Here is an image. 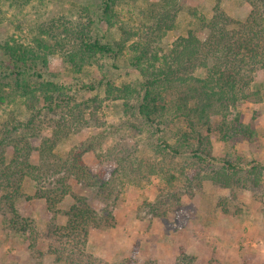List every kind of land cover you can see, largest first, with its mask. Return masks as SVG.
Segmentation results:
<instances>
[{
	"label": "trees",
	"instance_id": "trees-1",
	"mask_svg": "<svg viewBox=\"0 0 264 264\" xmlns=\"http://www.w3.org/2000/svg\"><path fill=\"white\" fill-rule=\"evenodd\" d=\"M81 1L89 4L79 8L76 22L59 17L39 27L32 39L0 41V109L19 104L26 114L23 121L10 114L0 124V212L7 213L12 229L37 239L30 220L15 208L24 180L37 183L33 197L44 201L51 213L70 195L65 224L42 232L47 233V252L56 263L106 264L87 256L84 247L90 230L114 227L111 209L125 183L160 178L154 201L144 204L155 218H165L183 195L192 197L205 182L228 190L263 191L264 159L258 152L250 159L237 151L217 158L212 143L255 146L258 139L235 108L261 99L251 84L257 70L264 73V0H241L250 7L244 21L230 18L215 0L211 16L199 19V28L178 37L167 51L162 40L175 26L180 0ZM127 8L137 9V24H124L120 12ZM114 29L117 39L111 35ZM54 55L65 65L60 74L49 70L48 58ZM89 69L96 70L97 79ZM85 70L89 82L74 83ZM109 70L115 73L109 75ZM117 109L126 128L150 140L158 163L135 157L136 146L100 152L101 135L72 147L47 166L44 176L31 164L33 154L52 156L78 127H103L105 115ZM7 147L12 149L9 159ZM88 152L101 165L111 161L113 166L87 167L83 156ZM68 182L96 188L111 204L97 213L85 197L71 194ZM219 203L228 215L224 202ZM191 263L183 256L175 264Z\"/></svg>",
	"mask_w": 264,
	"mask_h": 264
},
{
	"label": "rangeland",
	"instance_id": "rangeland-1",
	"mask_svg": "<svg viewBox=\"0 0 264 264\" xmlns=\"http://www.w3.org/2000/svg\"><path fill=\"white\" fill-rule=\"evenodd\" d=\"M88 4L81 0H0V41L11 36L22 42L32 39L38 34L39 27L59 17L76 22L79 8ZM215 4V0H180L175 26L162 40L164 51L178 37L186 36L193 27L199 28V19H208ZM219 4L223 12L237 21H244L250 11V7L241 0H220ZM120 17L128 26L139 21L137 9L121 10ZM111 35L117 39L118 30L114 29ZM204 37L205 33L201 38ZM48 63L53 73L60 74L65 69L58 55L49 57ZM88 71L93 74V79L95 74V79L98 78L96 70ZM114 73V70H109V75ZM86 74L85 70L74 83L89 82ZM252 78L251 89L259 91L261 99L255 103L238 104L235 111L242 123L257 132L256 144L240 143L231 147L214 141V157L221 158L226 152L237 151L248 159L258 152L264 159V73L257 70ZM10 114L22 121L26 118L21 105L9 104L0 109V124ZM103 123V127L92 123L78 127L57 145L54 155L41 158L33 154L31 164L38 166L44 176L47 166L64 158L72 147L101 135L100 152L109 150L118 153L124 148L136 146L138 153L135 157L159 162L153 154L150 140L143 133L126 128L118 109L105 115ZM45 134L48 132L45 131ZM11 154V147L5 148L7 159ZM83 161L87 167L113 166L111 161H103L101 165L91 152L84 154ZM261 178L264 184V170ZM160 182V178L153 176L139 185L136 181L121 185L119 197L111 209L114 227L90 230L85 254L106 264H120L125 260L129 264H175L177 258L183 256L191 259V264H264V189L254 194L241 189H223L205 182L192 197L183 195L179 206L165 218H155L147 214L144 204L154 201L156 186ZM68 185L71 186V194L85 197L89 207L97 213L111 204L97 194L96 188H82L73 182H68ZM37 187L36 182L25 179L15 208L22 218L30 220L39 236L35 239L28 231L24 233L12 229L6 222L7 213L0 212V264H63L56 263L53 254L47 252V233L42 232L50 228V233L54 227L65 224L64 214L73 200L70 195L65 196L56 205L55 213L48 212L44 201L33 197ZM220 201L230 212L228 215L222 214Z\"/></svg>",
	"mask_w": 264,
	"mask_h": 264
}]
</instances>
